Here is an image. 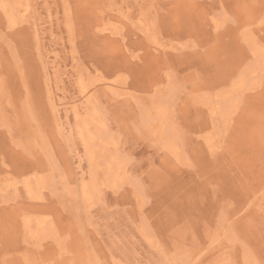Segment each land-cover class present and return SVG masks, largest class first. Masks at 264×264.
<instances>
[{
  "label": "rangeland",
  "instance_id": "1",
  "mask_svg": "<svg viewBox=\"0 0 264 264\" xmlns=\"http://www.w3.org/2000/svg\"><path fill=\"white\" fill-rule=\"evenodd\" d=\"M0 264H264V0H0Z\"/></svg>",
  "mask_w": 264,
  "mask_h": 264
},
{
  "label": "bare ground",
  "instance_id": "2",
  "mask_svg": "<svg viewBox=\"0 0 264 264\" xmlns=\"http://www.w3.org/2000/svg\"><path fill=\"white\" fill-rule=\"evenodd\" d=\"M3 9L5 10V12L8 14V16L10 17V19H12V16H11V11H10V8H8V6L6 4L3 5ZM34 185V184H33ZM32 185V186H33ZM28 186V185H27Z\"/></svg>",
  "mask_w": 264,
  "mask_h": 264
}]
</instances>
